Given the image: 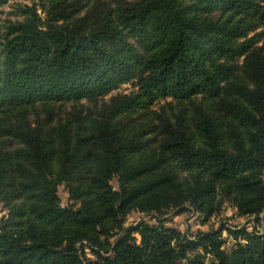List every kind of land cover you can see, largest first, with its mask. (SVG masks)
I'll return each instance as SVG.
<instances>
[{
	"label": "trees",
	"instance_id": "1",
	"mask_svg": "<svg viewBox=\"0 0 264 264\" xmlns=\"http://www.w3.org/2000/svg\"><path fill=\"white\" fill-rule=\"evenodd\" d=\"M37 4L43 17L23 4L0 22V264H264V232L183 233L152 213L264 209V0ZM129 80L136 91L102 99ZM196 95L222 114L133 116ZM82 98L100 103L55 116ZM60 182L77 205L60 204ZM131 209L155 222L123 226Z\"/></svg>",
	"mask_w": 264,
	"mask_h": 264
},
{
	"label": "rangeland",
	"instance_id": "2",
	"mask_svg": "<svg viewBox=\"0 0 264 264\" xmlns=\"http://www.w3.org/2000/svg\"><path fill=\"white\" fill-rule=\"evenodd\" d=\"M38 0H6L3 3H0V22L5 19H21V8L23 4L31 5L35 4V8L40 17H43L44 12L38 7ZM136 86L133 80L121 82L117 87L112 88L109 92L102 96V99H106L109 95L114 93H130L136 91ZM99 100L94 103L85 98L79 99L76 102L64 101L54 108V113L56 117L64 116L67 111L72 107H75L81 113H86L89 110H92L95 105H99ZM217 101H208V99L203 95L194 96L191 101H183L182 103H175L170 97H163L156 99L151 105L146 109L137 111L133 116H137V119L140 121L150 124L153 117L149 111L155 110L159 111L160 107L164 106L165 109L169 108L176 111H183L184 115H188L193 109V105H203L208 107L209 111L218 113L219 116L223 111L219 108V105L216 104ZM169 104V106H167ZM214 111V112H213ZM217 116V115H215ZM154 143V142H152ZM111 185L116 187L117 182L115 178H112L110 181ZM57 194L60 199L61 205H77V201L70 198L66 187L62 182L57 185ZM6 212V208L3 207L2 202H0V218ZM153 214L157 213L160 218L163 219V222L167 226L174 227L180 230L183 233L193 234L196 230H208L211 228H217L220 225L224 227H240L245 226L247 230L255 229L258 233L264 232V209L258 213L256 220H253V215H242L238 214L235 211V208L229 205L227 202H224L222 209L216 213L210 215L207 219L202 220L201 215L194 211L191 208L184 209L180 212H177V208H164L158 212H152ZM152 214H147L146 212H141L137 209H131L125 216L122 225L127 226L133 224L140 218H144L150 223L155 222V218L151 216ZM254 223V225H252ZM221 236L224 238L223 247L227 249L233 242V238L229 236L225 229L221 231ZM88 256H92L89 253L88 249H85ZM205 264H210V258L205 260Z\"/></svg>",
	"mask_w": 264,
	"mask_h": 264
},
{
	"label": "built area",
	"instance_id": "3",
	"mask_svg": "<svg viewBox=\"0 0 264 264\" xmlns=\"http://www.w3.org/2000/svg\"><path fill=\"white\" fill-rule=\"evenodd\" d=\"M252 225H254V223L252 224ZM253 229V228H252ZM254 231H256L255 229H253ZM257 232V231H256Z\"/></svg>",
	"mask_w": 264,
	"mask_h": 264
}]
</instances>
